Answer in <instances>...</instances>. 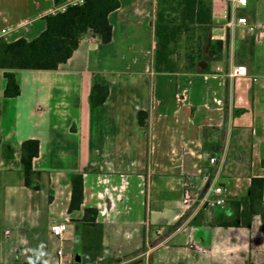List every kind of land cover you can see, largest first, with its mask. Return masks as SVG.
<instances>
[{
	"label": "crops",
	"instance_id": "obj_1",
	"mask_svg": "<svg viewBox=\"0 0 264 264\" xmlns=\"http://www.w3.org/2000/svg\"><path fill=\"white\" fill-rule=\"evenodd\" d=\"M67 1L0 0V38L33 39ZM201 1L204 22L198 3L189 16L167 1L160 13L169 31L180 26L170 46L204 47L198 67L186 52L171 55V70L157 71L156 0H120L109 43L88 32L57 69H15L18 96H4L0 69V264H60L59 249L57 262L50 255L55 222L68 224L63 240L56 237L70 243L61 264H83L77 231L86 207L98 209L102 225L95 264H264L260 215L249 227L218 225L221 213H235L228 201L244 197L252 177L264 178V0ZM253 1L252 15L238 13ZM241 16L245 25L236 23ZM238 65L246 76H231ZM96 84L108 86L98 106ZM140 111L149 115L146 125ZM28 139L40 143L38 189L25 184ZM78 173L83 202L70 211ZM214 185L227 196L219 212L202 201ZM187 194L197 197L189 209ZM191 251L193 258L183 254Z\"/></svg>",
	"mask_w": 264,
	"mask_h": 264
},
{
	"label": "trees",
	"instance_id": "obj_2",
	"mask_svg": "<svg viewBox=\"0 0 264 264\" xmlns=\"http://www.w3.org/2000/svg\"><path fill=\"white\" fill-rule=\"evenodd\" d=\"M65 0H55L60 4ZM173 9L181 10L182 14L189 16L195 4L198 3L197 19L204 22L205 13L201 0H166ZM176 1V5L173 2ZM120 5V0H84L75 5H68L64 10L45 17L46 28L31 40L20 38L8 42L0 38V69L4 70L5 97H15L21 92L16 80L15 69L55 70L60 64L65 63L78 48L80 39L88 32L99 36L103 43H109L112 39V23L110 14ZM163 11V8H162ZM186 13V14H185ZM163 21V15L160 14ZM180 26H174L169 31V26L160 24L156 28L158 44L155 52L157 71L171 70L175 63L170 58L174 50L170 43L179 33ZM202 46L193 48L187 59L193 68L197 66V60L202 59ZM108 96V86L96 84L92 92V102L95 106L102 104ZM243 109H236L235 113H242ZM148 113L139 112V119L146 125ZM40 143L36 139L25 140L22 144L21 164L25 176V184L28 187L38 189L33 183L38 173L33 168V158L39 153ZM264 167V156L261 159ZM83 202V177L82 174H74L72 177V196L69 210L79 209ZM234 209V215L227 218L223 213L219 215L218 225L225 227H249L253 218L260 215L264 230V178L252 177L247 194L240 199L228 201ZM227 203V202H226ZM98 209L86 207L84 215L79 220L81 227L77 231V238L82 244L84 257L83 264H95L102 247V225L97 222Z\"/></svg>",
	"mask_w": 264,
	"mask_h": 264
},
{
	"label": "built area",
	"instance_id": "obj_3",
	"mask_svg": "<svg viewBox=\"0 0 264 264\" xmlns=\"http://www.w3.org/2000/svg\"><path fill=\"white\" fill-rule=\"evenodd\" d=\"M84 0H68V5H75L78 3L83 2ZM225 5H246L248 0H221ZM225 13H228V10H225ZM248 22L247 18L245 16L238 17L236 20L237 24L245 25ZM248 74L247 67L245 65H238L234 71L231 73V76L233 77H242L246 76ZM211 163L216 162L215 157L210 158ZM197 200L196 196H191L189 194L186 195V197L183 199V203L186 207V209H189L193 206L195 201ZM204 203H206L209 206H218V207H224L227 202V196L225 194V190L220 185H214L210 187L209 192L202 200ZM50 231L53 235L58 237L60 240H63L65 234L68 232V224L64 222H55L50 226ZM7 234H9V231H6ZM191 247H193V244H191ZM58 256L60 259V264L63 258V251L61 249L58 250Z\"/></svg>",
	"mask_w": 264,
	"mask_h": 264
},
{
	"label": "rangeland",
	"instance_id": "obj_4",
	"mask_svg": "<svg viewBox=\"0 0 264 264\" xmlns=\"http://www.w3.org/2000/svg\"><path fill=\"white\" fill-rule=\"evenodd\" d=\"M165 3H166L165 0H156V4H155V6H156L155 7V9H156V19H155L156 20V28H158V26L160 24H162V22H163L160 19V16H161L160 13L162 12V8L167 6ZM254 5H255V3L253 1V2H250L249 6L246 8L239 6V12L238 13H244V14H247L250 16V15H252L251 9H252V7H254ZM205 27L206 26H204L203 27L204 29L201 30V32H200V34L202 35L203 38L206 37L208 34L207 30H205ZM215 32L218 33V32H220V30L217 29ZM170 47L174 50V53H173L174 56L179 57L181 54L182 56H180V57L183 58L184 55L186 54V52L188 55H190L191 53L193 54V52H192L193 48H189V47L184 48L183 46H180V45L177 46L174 43H172V46H170ZM203 50H204V47H203ZM203 55L205 56V53ZM216 210L219 212V207L216 208ZM12 231H13L12 235L10 236L11 240H13V238L17 234L16 231H14V230H12ZM180 241H181V243H184V237H181ZM50 247H51L50 248V255H51L54 262H57V250L58 249H61L64 252V257L70 256L71 249H70V243L68 240L62 241V243H61V241L58 238L54 237ZM183 254H185V255L188 254L190 258H193L194 253L191 251V252H184Z\"/></svg>",
	"mask_w": 264,
	"mask_h": 264
},
{
	"label": "water",
	"instance_id": "obj_5",
	"mask_svg": "<svg viewBox=\"0 0 264 264\" xmlns=\"http://www.w3.org/2000/svg\"><path fill=\"white\" fill-rule=\"evenodd\" d=\"M229 36H230V34H229V31H228V34H227V39L229 40ZM199 66L200 67H202V68H206V62H204V61H200L199 62Z\"/></svg>",
	"mask_w": 264,
	"mask_h": 264
}]
</instances>
